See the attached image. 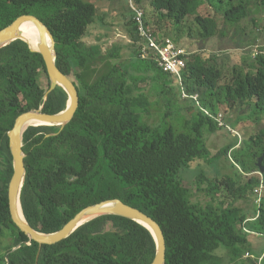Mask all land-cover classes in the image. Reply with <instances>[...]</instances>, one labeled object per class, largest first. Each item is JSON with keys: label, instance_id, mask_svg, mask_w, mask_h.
I'll list each match as a JSON object with an SVG mask.
<instances>
[{"label": "trees", "instance_id": "trees-1", "mask_svg": "<svg viewBox=\"0 0 264 264\" xmlns=\"http://www.w3.org/2000/svg\"><path fill=\"white\" fill-rule=\"evenodd\" d=\"M135 2L153 37L159 42L170 38L179 48L184 47V36L207 40L222 32L220 17L225 24L244 29L246 24H258L253 4L264 11V0ZM98 10L88 0H0V31L28 15L51 30L57 66L74 82L80 97L73 120L63 130L39 126L24 134L25 218L38 232L54 233L85 207L118 198L160 224L166 264H261L260 258L264 264V250L256 251L251 241V237L264 238V204L250 219L234 203H214L224 191L231 202L259 197L261 186L264 192V173L235 159L233 163L243 168L237 178L219 171L212 176L202 168L205 163L215 169L214 160L227 157L233 149L229 145L211 155L208 147L209 135L224 128L216 120L222 104L264 115V55L254 54L249 66L235 63L228 70L227 51L209 49L204 54L184 49L186 68L180 84L155 60L140 56L143 39L134 9L129 16L131 42L115 43L106 50L101 43L87 44ZM126 47L131 55L121 59ZM133 68L141 75H132ZM42 79L50 85L41 55L25 42L0 50V238L9 230L14 240L0 253V264H152L153 235L122 216L97 217L63 242L42 248L14 224L8 196L13 177L8 133L22 114L43 105L44 113L57 114L68 101L66 91L58 86L45 102L50 87L45 89ZM147 80L164 94L159 100L166 109L157 124L145 119L155 105L141 87ZM183 91L191 97H183ZM181 98L186 101L182 107ZM181 114L179 125L174 118ZM252 141L259 151L253 154L258 162L264 154V131ZM191 166L200 170L196 177L181 178L182 170ZM200 194L211 202H193ZM247 254L255 258L245 259Z\"/></svg>", "mask_w": 264, "mask_h": 264}, {"label": "rangeland", "instance_id": "rangeland-1", "mask_svg": "<svg viewBox=\"0 0 264 264\" xmlns=\"http://www.w3.org/2000/svg\"><path fill=\"white\" fill-rule=\"evenodd\" d=\"M96 3L98 6V18L96 23L90 28L89 35L85 38L87 44L101 43L103 49L111 48L113 44L120 43L124 44L130 41V36L128 33V27H130V17L132 9H138V5L135 0H88ZM255 13L253 15L256 17L257 25L246 24L243 29L242 26H233L228 23L225 24L223 19L218 18L219 25L221 27L220 33L215 37L203 40L201 38H188L184 36L182 49L188 51H200L201 53L207 54L208 50L221 51L229 54V63L227 69L229 70L231 66L235 63L246 64V66L252 63V59L256 44L264 45V11L257 10L255 5L252 6ZM140 10V9H139ZM245 33H247L245 35ZM255 37V38H253ZM131 55V50L129 47L124 48V53L121 59H128ZM120 60V59H118ZM252 60V61H251ZM102 66V64H101ZM132 75L140 76V72L136 69H132ZM140 84V83H139ZM42 86L45 89L50 87L46 79H42ZM149 85V80L143 82L141 87L145 88L146 93L149 95L150 101H154L155 105L152 107L151 114L146 116L152 124L160 123L163 119V113L166 109L164 104L161 102L163 93H160V88L155 84ZM150 92V94L148 93ZM152 93V94H151ZM180 106H184L186 101L183 98ZM189 113L191 109H187ZM221 115H223L224 128H218L216 132L209 135V150L211 155L214 151H218L221 148H225L229 145L233 146V149L229 152L227 157H220L214 160L213 166L203 163L202 168L210 175H215L216 171H219L223 176H231L237 178L239 172H243V168L238 166L235 161L242 165L246 163L247 165H252L251 168L255 169L253 165L257 166L255 162L254 153H259L256 146L253 144L252 137L260 134L264 131V115L263 114H252L249 108L244 107L236 108L231 110L228 105L222 104L219 108ZM186 115V112H183ZM219 114V115H220ZM180 125L183 122L182 114L174 118ZM264 156V154L262 155ZM262 156H259L261 158ZM233 158V161L231 160ZM258 158V159H259ZM257 159V160H258ZM264 160L262 162V165ZM234 164V166H233ZM264 166V165H263ZM201 169V168H200ZM201 169V170H203ZM253 169H250L252 171ZM200 170L197 167H189L179 174L183 179L190 181L196 177ZM215 171V173H214ZM264 192L260 193L259 197H250L241 200H235L231 202L227 193L224 191L216 198L214 202L215 205H219L220 201L227 205L228 203H234V206L241 209L250 219L255 217L258 213L259 208L264 204ZM200 201L203 204L211 202V198L206 195L200 194L193 197V202ZM263 202V203H262ZM254 236V235H253ZM13 236L9 230L5 231V236L0 238V253H4L6 248L13 243ZM251 241L254 244V249L257 251L264 250V238L251 237ZM262 264V258L259 259Z\"/></svg>", "mask_w": 264, "mask_h": 264}, {"label": "water", "instance_id": "water-1", "mask_svg": "<svg viewBox=\"0 0 264 264\" xmlns=\"http://www.w3.org/2000/svg\"><path fill=\"white\" fill-rule=\"evenodd\" d=\"M28 24H31L39 34L37 49L33 48L32 41L29 40L31 36L26 35V33H29L27 30H24ZM48 38L50 39V43L47 41ZM20 40L25 42L32 52L41 55L46 65L50 79V90L45 95V102H47L49 95L58 86L66 91L68 101L66 108L57 114L44 113V105L38 110H32L22 114L16 119L13 129L8 133L13 163V177L9 185L8 196L10 214L14 224L29 238L30 242H36L42 248L43 246H53L63 242L83 227L84 224L97 217L104 215L122 216L138 222L151 232L156 242V254L152 264H166L167 246L160 224L142 210L128 205L118 198L105 200L85 207L63 229L54 233L46 234L38 232L25 218L21 203L22 190L27 175L25 167L26 154L23 150L24 134L29 128L39 126L60 127L63 130L73 120L80 104V97L74 82L57 66V52L55 51L56 40L51 30L40 19L31 15L22 16L12 25L0 31V50ZM263 160L264 156L259 158L257 162V167L261 170V175L264 173ZM3 186L1 184L2 188Z\"/></svg>", "mask_w": 264, "mask_h": 264}, {"label": "built area", "instance_id": "built-area-1", "mask_svg": "<svg viewBox=\"0 0 264 264\" xmlns=\"http://www.w3.org/2000/svg\"><path fill=\"white\" fill-rule=\"evenodd\" d=\"M136 11V21L139 25V34L142 37L141 53L140 56L143 59H152L157 62L160 68L167 73L175 75L182 84L183 72L186 68V51L182 48L177 47L174 41L170 38L165 39L162 42L157 41L150 30H146L143 26V12L139 9H134ZM260 46H257L254 54L264 55V49L260 50ZM183 97H191L185 91H183ZM197 99V95L193 96ZM219 126L225 127L222 121V116L220 115L217 119ZM263 186L260 188V193H262ZM255 258L251 254H247L245 259Z\"/></svg>", "mask_w": 264, "mask_h": 264}, {"label": "bare ground", "instance_id": "bare-ground-1", "mask_svg": "<svg viewBox=\"0 0 264 264\" xmlns=\"http://www.w3.org/2000/svg\"><path fill=\"white\" fill-rule=\"evenodd\" d=\"M138 23V22H137ZM143 26H144V28H145V25H144V23H143ZM28 27V28H27ZM27 28V29H26ZM146 29V28H145ZM24 30H27V32L29 33V34H27L26 33V35H29V36H31L30 37V41H32V46H33V48L34 49H37V46H38V40H39V34H38V32H37V30L35 29V28H33V26L31 25V24H28L25 28H24ZM147 30V29H146ZM49 43H50V39L48 38V40H47ZM162 41V40H161ZM142 42V40L140 41V43ZM21 213V212H20Z\"/></svg>", "mask_w": 264, "mask_h": 264}]
</instances>
